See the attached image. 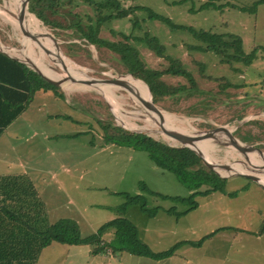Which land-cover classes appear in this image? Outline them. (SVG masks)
I'll list each match as a JSON object with an SVG mask.
<instances>
[{
    "label": "rangeland",
    "instance_id": "obj_1",
    "mask_svg": "<svg viewBox=\"0 0 264 264\" xmlns=\"http://www.w3.org/2000/svg\"><path fill=\"white\" fill-rule=\"evenodd\" d=\"M119 1L123 7L131 9L132 12L127 17L106 21L103 24V31L122 32L138 37H143L144 33L147 32L150 36L156 37L164 46V55L178 59L186 70L196 76L201 89H212L208 92L207 97L218 100L209 103L206 113L202 114L189 115L188 113H175L159 106L158 108L170 115H177L175 125L187 132L208 130L219 125H227L232 129L237 127L233 134L243 145L258 147L264 152L262 141L251 140L249 142L235 135V132L243 124L245 125L241 129L243 133L240 136L249 137L247 135L248 130L255 136L264 135V6H257L256 12L253 13L250 11V7L257 0H228L237 7L218 8L202 7L203 3L208 0ZM226 1L214 0L216 5H225ZM1 5H3V0H0ZM238 6L246 9L240 10ZM142 7L148 8L162 19L148 18L147 11L143 10ZM73 11L83 16L88 12L92 14L91 9H87L83 4ZM29 14L34 15L31 12ZM166 19L172 25L168 24ZM37 20L49 36L57 42L62 53L61 45L65 44V49L68 43L82 41L76 36L69 35L72 30L66 28L61 29L63 33L58 34L59 37H55L51 29L38 18ZM5 21L0 14V39L3 40L0 41V47L19 56L21 33L15 26ZM191 30L196 32L212 31L219 34L234 33L240 37L245 53H249L253 49L256 50V59L250 66H246L242 62H221V56L211 50H205L204 43L195 38ZM78 44L81 46L71 45L72 50L74 55L82 59L85 64L78 63L63 54L77 67L84 69L88 75L105 78L108 75L116 77L120 74H130L119 71L123 65L116 54L106 53L90 44L86 46ZM132 44L136 47L140 59L147 67L156 70L167 67L166 59L150 51L144 43L134 41ZM37 51L32 52L33 57H38ZM102 54H106L103 55L104 59H102ZM90 57L93 58L94 64L89 60ZM44 59L48 61L47 57ZM57 67L66 72L69 71L63 64L57 63ZM200 67L202 68L200 69ZM199 70L214 78H220V80L204 82L198 74ZM57 73L61 75L63 72L57 71ZM162 78L172 85L186 82L181 77L166 76ZM222 78L232 84L239 85L227 88V91L223 89L218 92V87L225 83ZM63 80L65 82L61 84L59 89L64 93L67 101L74 102L73 104L76 105L78 102L80 111H74L72 107L61 102L64 105V110L61 112L63 114L72 112L77 119H88L89 124L93 126L92 130L95 132L87 133L88 139L94 138L93 141L99 143L97 138L99 136L104 141L102 125L97 120L106 123L111 117V121L115 125L125 130L144 132L172 146L180 145L157 132L156 130L159 129L157 126H153L152 123L142 118L140 116L143 115L142 107L138 102H134L126 91L121 89L115 91L126 113L117 117L118 111L116 110L115 115L99 91L88 86L71 83L65 78ZM74 94H78L79 98H73ZM170 105L173 109L177 108V104L173 102ZM180 105V107H187L188 101H182ZM239 112L244 113V115L239 114L241 115L239 117ZM251 120L255 121V124H250ZM56 125L62 131L85 128V125L79 126L66 119L58 120ZM64 146L66 144L62 147ZM82 146L83 144H80L79 149ZM128 148L130 149V156L120 153L117 162H111L105 154L102 155V159L99 161L101 163L99 170L97 167L94 169L97 172L87 173V176L94 177L93 181H88V184L93 185L84 189L81 181L78 180V184L84 191L82 195L73 193L76 187L73 189L64 185L65 177L62 174H57L56 179H54L52 173L54 170L57 171V164L49 161L50 167L48 173H44L45 179L37 178V186L35 187L44 202L42 212L46 215L47 221L53 223L60 218H70L77 223L80 234L87 236L116 216L111 208L123 203L124 198L121 193L142 194L146 198L148 208L157 207V214L150 217L141 211L138 205H131L124 216L136 225L141 238L153 251L165 250L182 240H202L201 246L185 245L178 249L172 257L157 261L127 252L112 255L106 251V253L95 254L98 256L93 257L94 254H91L93 246L88 244L68 245L53 242L42 249L35 264H264V232L261 233L264 222L263 187L246 177L233 175L226 178L222 187L223 191H215L207 196H196L195 200L198 206L195 209L181 216L167 215L165 209L173 208L177 212H181L187 205L146 193L142 189V184L154 192L169 196L185 197L189 195L190 191L179 182L172 172L157 167L145 151L126 146H123L122 149L127 152ZM63 149L61 148V150ZM210 149L215 162L236 164L241 168L243 167L242 169L246 168V172L252 174L258 171L249 165L248 161L250 160L247 161V157L229 144L225 145L213 141ZM84 150L85 146L77 153L80 155ZM8 156L10 160L11 155ZM19 156L23 158V152ZM77 159L81 160L82 165L80 167L84 169L87 166L85 170L87 172L89 169L87 158L79 156ZM243 164H246L247 167ZM2 165H0V172L5 170L4 164ZM63 168L62 171L70 170L68 166ZM84 174L86 175V173ZM122 175L123 178H121ZM39 182H42V185ZM77 187L80 186L77 185ZM69 198H73L77 202H70L68 201ZM111 234L108 232L102 239L109 240Z\"/></svg>",
    "mask_w": 264,
    "mask_h": 264
},
{
    "label": "trees",
    "instance_id": "obj_2",
    "mask_svg": "<svg viewBox=\"0 0 264 264\" xmlns=\"http://www.w3.org/2000/svg\"><path fill=\"white\" fill-rule=\"evenodd\" d=\"M263 2L264 0H257L250 7V11L256 12L257 6ZM82 4L87 9L90 8L92 14L88 12L83 16L73 11ZM225 5H216L214 0H208L203 3L202 7H237L228 0ZM142 9L147 11L148 18L162 19L148 8L142 7ZM238 9L245 10L246 8L238 6ZM28 10L51 29L55 37H59L58 34L63 33L62 28L71 29L72 32L69 35L82 40L78 43L84 44V46L90 44L106 53L116 54L123 65L119 71L130 73L145 86L141 81L143 80L148 85L152 100L157 107L175 113L192 115L194 113H206L209 103L218 101L207 97L208 92L212 89H204L206 91L201 89L196 76L186 70L178 59L164 55V46L156 37L150 36L147 32L144 33L143 37H138L133 34L116 33L105 29L103 31V24L106 21L127 17L132 12L131 9L123 7L119 0H30ZM165 21L171 24L168 19ZM191 31L195 38L204 43L205 50H211L221 56V62H242L246 66H250L256 59V50L253 49L251 52L245 53L240 37L234 33L219 34L212 31ZM0 41L3 40L0 39ZM134 41L144 43L150 51L165 58L167 67L162 70L147 67L140 59L136 47L132 44ZM78 43H68L65 49V44L60 45L64 54L78 63L85 64L82 59L74 55L72 50L71 45L81 46ZM103 55L106 54H102V59L105 58ZM89 60L91 63H95L93 58L90 57ZM198 74L204 82L220 80V78H214L203 73L202 70H199ZM96 75L100 76L97 73ZM166 76L184 78L188 84L186 82L177 85L169 84L162 78ZM238 85L225 80L224 85L218 87L217 91L220 92L223 89L227 91V88ZM38 90H52L57 96L65 99L64 93L58 86L47 82L24 63L0 51V134L26 108ZM77 95L74 94L73 98L78 99L79 96ZM182 101H188V106L180 107ZM171 102L177 104L176 109L171 107ZM239 114L244 115L241 112ZM108 119L109 121L106 123L97 120L102 125L104 143L145 151L157 167L172 172L179 182L190 191L189 195L185 197L169 196L154 192L141 183L142 189L146 193L187 205L181 212H177L173 208L165 209L168 214L181 216L198 206L195 200L196 196H207L215 191H223L222 187L226 178L220 177L206 167L192 150L172 146L146 133L125 130L115 125L111 121V117ZM250 124H255V121L251 120ZM244 125L235 132L238 138L241 137L249 142L255 140L264 143V135L255 136L250 133V130L247 132L249 137L240 136L243 133L241 129ZM121 194L124 198L123 203L111 208L116 216L100 225L90 235L82 236L77 223L70 218H60L53 223L47 221L42 212L43 202L39 193L26 174L0 175V264H35L42 249L53 242L68 245L88 244L93 246L91 254L94 255L106 253V251L112 255L127 252L157 261L172 257L178 249L185 245L201 246L202 240H182L165 250L153 251L140 238L136 225L124 214L129 206L138 205L141 211L153 217L157 214V207L148 208L146 198L142 194L131 195L129 192ZM261 230H264V222ZM108 232L112 233L110 239L103 240L102 238Z\"/></svg>",
    "mask_w": 264,
    "mask_h": 264
},
{
    "label": "crops",
    "instance_id": "obj_3",
    "mask_svg": "<svg viewBox=\"0 0 264 264\" xmlns=\"http://www.w3.org/2000/svg\"><path fill=\"white\" fill-rule=\"evenodd\" d=\"M258 6H264V2ZM61 102L72 107L74 111H80L78 105L57 96L54 91L38 90L34 93L26 108L3 129L0 134V165L3 166L2 164H4L5 170L0 172V175L23 173L31 179L36 187L37 178L42 177L41 180L45 179L44 173H48L50 167L48 162L52 161L57 164V171L54 170L52 173L54 179H56L57 174H62L65 177L64 185H68L73 189L76 187L73 193L82 195L84 191L81 189V185L78 184V180L81 181L84 189L93 185L88 184V181H93L94 177L87 176V173L97 172L94 170L97 167L99 170L101 165L99 161L102 159V155L105 154L111 162H117L120 153L130 156V149L128 148L127 152H124L123 146L106 144L99 136L97 137L99 143L94 142V138L88 139L87 133H95L92 130L93 126L89 124L90 121L88 119H77L72 112L63 114L61 111L64 110V105ZM61 119H66L79 126L85 125V128L62 131L56 125V122ZM64 144L66 146L62 147ZM80 144H83L81 148L85 146V150L79 155L77 152L81 149L78 147ZM61 148L64 149L61 150ZM21 152H23V158L19 156ZM8 155H11L10 160ZM79 156L87 158L89 167L87 172H85L87 166L84 169L80 167L82 163L81 160L77 159ZM66 166L70 170L62 171L64 170L63 167ZM53 169L55 168L53 167ZM32 177H34V180ZM121 178H123V175ZM39 183L42 185V182ZM77 185L80 187H77ZM41 201L43 202L42 199ZM68 201L77 202L73 198H69ZM167 215L172 216L168 213ZM44 216L46 217L45 214ZM263 232L264 230L261 233ZM139 236L141 238L140 234ZM97 256L93 255V257Z\"/></svg>",
    "mask_w": 264,
    "mask_h": 264
},
{
    "label": "bare ground",
    "instance_id": "obj_4",
    "mask_svg": "<svg viewBox=\"0 0 264 264\" xmlns=\"http://www.w3.org/2000/svg\"><path fill=\"white\" fill-rule=\"evenodd\" d=\"M22 2L23 0H3V5L0 6V14L2 18L6 20L5 21L6 23L12 24L18 30L20 29L19 16H20V10L22 7ZM24 25H26L25 28L27 29L25 45L27 46V50L29 51V54L31 56L33 55L32 52L34 50H38L37 51L38 57L32 56V58L35 60V64L37 68L43 74H45L46 76L50 78H55V79L63 78L66 76L82 77L86 75V71L84 69L77 67L71 61H69L70 59L68 60L66 56H64V54L61 53V51L56 47L52 37L49 36L48 32L41 27L37 18L34 15L27 14L25 17ZM44 57H47L48 61H45ZM57 63L65 65L69 69V71L66 72L63 69L58 68ZM57 71L58 72L62 71L63 73L60 75L57 73ZM120 78L124 80L131 87V91L128 93H129L130 98L134 102L136 101L140 104L139 99H145V100L149 99L147 89L145 88V86L141 82L136 80L132 75H129V74L123 75ZM64 88H67V87H64ZM116 89H118L117 86L111 87V86L102 85V84H99L96 87V90L102 94L103 98L111 106V109L113 110L115 115H116V110L118 111L116 115L118 117L119 115H123L126 113L123 110V107L117 98V95L115 93ZM141 111L143 115H140V116L144 118L147 122L152 123L153 126L154 125L158 126L159 124H161V122H163V126L167 129L171 128V129H175L177 131L183 132V133L187 132V131L180 129L179 127L175 125L177 115L173 116L163 111H160V112L145 111L142 108H141ZM219 140H225V139L221 137L219 138ZM213 141L214 140L212 139H205V140L195 141L193 143V146L195 147L197 152L209 162L211 161L215 162L210 152L211 143ZM241 145L243 147L242 154H244L254 165L261 167V170L259 169L258 171H255L254 174L258 178L259 182L262 185H264V152H259L256 149L245 147V145L243 144ZM260 163L261 164L263 163V164L261 165ZM229 165L232 170L246 172L245 170L246 168L242 169L243 167L241 168L239 165H236V164H229ZM243 165L246 166V164H243ZM217 170L222 174L225 173L219 168H217Z\"/></svg>",
    "mask_w": 264,
    "mask_h": 264
},
{
    "label": "water",
    "instance_id": "obj_5",
    "mask_svg": "<svg viewBox=\"0 0 264 264\" xmlns=\"http://www.w3.org/2000/svg\"><path fill=\"white\" fill-rule=\"evenodd\" d=\"M29 2H30V0H23L22 7L20 10V16H19V21H20L19 27H20V29H19V32L21 33V36H20L21 47L18 50V52L20 53V56L13 55V54L9 53L7 50L3 49L2 47H0L1 52H3L4 54H6L7 56H9L11 58H14V59L24 63L27 67H29L31 70L35 71L37 74H39L47 82H49L55 86H58V87H60L61 84L65 81V80H63V78H65V79H68V81H70L71 83L79 84V85H83V86H88V87L94 88V89H96V87L99 84H102V85H108L111 87L117 86L118 89L124 90L127 93L131 91V87L124 80H122L120 78L121 76H123V74H120L116 77H113L112 75H108L105 78H98V77L90 76L86 73V75L82 76V77L66 76V77H63L61 79L50 78V77L46 76L45 74H43L37 68V66L35 64V60L29 54V51L27 50V46L25 45V40H26V36H27V29L25 28L26 25H24V22H25L26 15L29 14V11H28ZM53 41H54L56 47L60 50V48L57 45V42L55 40H53ZM129 75H131V74H129ZM134 78H136V77H134ZM137 79H139V78H137ZM139 80H141V79H139ZM141 81L145 84V86L147 88V93H148L149 99L148 100L139 99L140 107H142V109H144L145 111L160 112L161 110L154 104V102L152 100V94H151V91H150L148 85L143 80H141ZM157 127L159 128L156 130L157 132L162 133L163 135H165L169 139L178 142L180 144L179 145L180 147H184V148H188V149L192 150L201 159L202 163L206 167L213 170L220 177L228 178V177L233 176V175H239V176L246 177V178L258 183L261 187L264 188V185H262L259 182V180L255 174L245 172V171L243 172V171H238V170H232L229 164H222V163L212 162V161L209 162L204 157H202L197 152L195 147L193 146V143L195 141L212 139V140H214L220 144H225V145L229 144L232 147H234L238 152H240L242 154L243 153V151H242L243 147L241 145L242 143L233 134V131L237 127L235 129L234 128L232 129V128H229L227 125H219V126H214L208 130H200L197 132H185V133L177 131L175 129H171V128L167 129L163 126V122H161V124H159ZM141 133H144V132H141ZM221 137H223L225 140H219V138H221ZM245 147H250V148L258 150L259 152H263L258 147H253L250 145L249 146L245 145ZM248 160L249 159H247V161ZM248 163H249V165H251L256 170L261 169V167L254 165L250 161H248ZM217 168H219L220 170H222L225 173L224 174L220 173L217 170Z\"/></svg>",
    "mask_w": 264,
    "mask_h": 264
}]
</instances>
